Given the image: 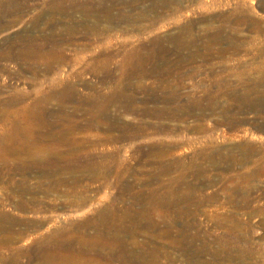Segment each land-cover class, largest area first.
I'll return each instance as SVG.
<instances>
[{
    "label": "rangeland",
    "instance_id": "374dc122",
    "mask_svg": "<svg viewBox=\"0 0 264 264\" xmlns=\"http://www.w3.org/2000/svg\"><path fill=\"white\" fill-rule=\"evenodd\" d=\"M8 1L0 0V139L13 131L11 124L3 122L1 110L14 114L24 104L58 95L62 99L51 100L47 109L38 111L43 118L29 119L31 128L42 135L44 130L60 131L64 126L75 125L74 133L67 138L83 142L80 154H76L81 158H72L82 164L87 158L95 161L91 169L78 172L54 173L36 167L23 175L0 170V210L21 220V224L13 226L20 233L13 252H31L41 235L54 241L60 232L86 235L88 231L89 235L101 231V212L108 209L123 218V241L132 246V242L136 243L133 248L146 257L145 264H153L150 251L157 252V264H264V102L262 106L252 104L257 98L256 103L264 99V0ZM59 56L62 61L54 64ZM106 64L108 70L103 68ZM240 93L247 95L241 97ZM23 95L28 97L24 100ZM15 98L22 102L10 107L8 101ZM59 102L68 106L64 110L68 117L59 109ZM146 111L154 116H144ZM44 118L48 119L44 122ZM140 124L154 128L133 139L122 136L126 130L121 125ZM161 147L162 156H148ZM227 155H239L241 167L229 159L227 164ZM167 166L168 171H161ZM95 173L99 179L94 178ZM173 191L188 196V205L181 208L185 212L168 226L169 222H161L162 217L172 218L174 210L151 206L152 219L161 223L151 230L142 220L141 201L132 206L134 197L156 192L169 197ZM18 197L35 201L27 210H19L14 205ZM72 201L82 204L71 206ZM92 218L96 219V226L85 228L82 223ZM126 226L131 227L129 231L124 230ZM168 230L171 236L165 232ZM206 242L209 245L205 256L201 247ZM226 251L231 255H224ZM12 257L14 253H7L0 246V264H12ZM17 264L42 263L22 257Z\"/></svg>",
    "mask_w": 264,
    "mask_h": 264
},
{
    "label": "bare ground",
    "instance_id": "6f19581e",
    "mask_svg": "<svg viewBox=\"0 0 264 264\" xmlns=\"http://www.w3.org/2000/svg\"><path fill=\"white\" fill-rule=\"evenodd\" d=\"M8 1V0H7ZM77 1V0H76ZM116 1V0H115ZM119 1V0H118ZM9 2V1H8ZM131 2H132V0H131ZM134 2V1H133ZM56 3V2H55ZM126 3V2H125ZM124 3V4H125ZM18 4V3H17ZM97 4V3H96ZM136 4V3H135ZM2 5V4H1ZM9 5V4H8ZM91 5V4H90ZM93 5V4H92ZM109 6V5H108ZM126 6V5H125ZM124 6V7H125ZM64 7V6H63ZM83 7H84V5H83ZM111 7V6H110ZM112 7H113V5H112ZM9 8H11V7H9ZM110 9V8H109ZM18 10V9H17ZM27 10V9H26ZM80 10V9H79ZM7 11V10H6ZM14 11V10H13ZM111 11H112V9H111ZM110 11V12H111ZM5 12V11H4ZM8 13V12H7ZM6 13V14H7ZM27 13V12H26ZM94 13V12H93ZM104 13V12H103ZM22 14V13H21ZM15 15V14H14ZM17 15V14H16ZM107 15V14H106ZM111 15V14H110ZM106 17V16H105ZM128 17V16H127ZM121 18V17H120ZM123 18V17H122ZM129 18V17H128ZM115 19V18H114ZM124 19V18H123ZM227 19V18H226ZM244 19V18H243ZM250 19V18H249ZM113 20V19H112ZM126 20V19H125ZM238 20V19H237ZM230 21V20H229ZM234 21V20H233ZM248 22H249V20H248ZM233 23V22H232ZM243 23V22H242ZM240 24V23H239ZM245 24V23H244ZM188 26V25H187ZM238 25H236V27H237ZM223 28H224V26H222ZM228 27V26H227ZM226 27V28H227ZM239 27V26H238ZM180 30V29H179ZM232 30V29H231ZM234 30V29H233ZM188 31H190V30H188ZM204 31V30H203ZM220 31V30H219ZM223 32L222 33H224V30H222ZM230 31V30H229ZM234 31H236V30H234ZM221 32V31H220ZM238 32V31H237ZM261 32V31H260ZM237 34V33H236ZM253 34H256V33H253ZM261 34V33H260ZM212 35V34H211ZM55 36V35H54ZM218 36L219 35H217L216 37L218 38ZM246 36V35H245ZM61 37V36H60ZM234 37V36H233ZM247 37V36H246ZM245 37V38H246ZM190 38V37H189ZM212 38H214V37H212ZM227 38H229V37H227ZM248 38V37H247ZM194 39V38H193ZM239 39V38H238ZM244 39V38H243ZM249 39V38H248ZM173 40V39H172ZM213 40V39H212ZM215 40V39H214ZM232 40V42H233V40H234V38H232L231 39ZM239 40H242V39H239ZM239 40H237V42L239 41ZM246 40V39H245ZM244 40V41H245ZM16 41V40H15ZM175 41V40H174ZM217 41H218V39H217ZM221 41V40H220ZM229 41V40H228ZM18 42V41H17ZM27 42V41H26ZM73 42V41H72ZM219 42V41H218ZM235 42V41H234ZM242 42V41H241ZM53 43V42H52ZM69 43V42H68ZM158 43V42H157ZM217 43V42H216ZM221 43V42H220ZM222 43H223V41H222ZM20 44V43H19ZM72 44V43H71ZM215 44V43H214ZM219 44V43H218ZM217 44V45H218ZM234 44V43H233ZM23 45V44H22ZM73 45V44H72ZM161 45V44H160ZM208 45V44H207ZM216 45V46H217ZM222 45V44H221ZM224 45V44H223ZM229 45H231V44H229ZM48 46V45H47ZM212 46V45H211ZM235 46H236V44H235ZM234 46V47H235ZM64 47V46H63ZM186 47V46H185ZM219 47V49H220V46H218ZM223 47V46H222ZM226 47V46H225ZM229 47H231V48H234V47H232V46H229ZM228 47V49L227 50H229L230 51V48ZM148 48V47H147ZM181 48V47H180ZM200 48V47H199ZM212 48V47H211ZM227 48V47H226ZM234 49H237L236 47L234 48ZM234 49H233V51H234ZM51 50H52V48H51ZM164 50H165V48H164ZM239 50V49H238ZM11 51V50H10ZM20 51V50H19ZM22 51V50H21ZM46 51V50H45ZM53 51V50H52ZM55 51V50H54ZM209 51V50H208ZM212 51V50H211ZM236 51V50H235ZM263 51V50H262ZM18 52V51H17ZM16 52V54H18L19 55V53H17ZM23 52V51H22ZM44 52V51H43ZM50 52V51H49ZM223 52H224V48H223ZM227 52V51H226ZM241 52V51H240ZM259 52V51H258ZM21 53V52H20ZM33 53V52H32ZM31 53V54H32ZM45 53V52H44ZM48 53V52H47ZM51 53V52H50ZM55 53V52H54ZM57 53V52H56ZM160 53V52H159ZM209 53V52H208ZM225 53V52H224ZM230 53V52H229ZM237 53H239V52H236V54ZM12 54V53H11ZM10 54V55H11ZM15 54V55H16ZM46 54V53H45ZM53 54V53H52ZM218 54V56L217 57H219V52L217 53ZM227 54H228V52H227ZM232 54V53H231ZM234 54V53H233ZM7 55V54H6ZM6 55H5V57H6ZM8 55H9V53H8ZM14 55V56H15ZM27 55V54H26ZM29 55H30V53H29ZM48 55V54H47ZM57 55V54H56ZM56 55H54V56H56ZM204 55V54H203ZM230 55V54H229ZM239 55V54H238ZM260 55V54H259ZM22 56V55H21ZM51 56V55H50ZM53 56V55H52ZM211 56V55H210ZM223 56V55H222ZM226 56V55H225ZM225 56H223V57H225ZM228 56V55H227ZM234 56V55H233ZM139 57V56H138ZM232 57V56H231ZM2 58H4V57H2ZM15 58V57H14ZM56 58V61L54 62V64H57V63H59L60 64V62L62 61L61 60V57L59 56V57H55ZM147 58V57H146ZM220 58V57H219ZM228 58V57H227ZM233 58V57H232ZM7 59H9L10 60V58H7ZM12 59H13V57H12ZM47 59V58H46ZM159 59V58H158ZM222 59V58H221ZM237 59V58H236ZM263 59H264V57H263ZM4 60V59H3ZM38 60V59H37ZM51 60V59H50ZM53 60V59H52ZM44 61V60H43ZM150 61V60H149ZM47 62V61H46ZM106 63H107V61H106ZM226 63V62H225ZM53 64V63H52ZM111 64V63H110ZM146 64V63H145ZM255 64H256V62H255ZM48 65V64H47ZM43 66V65H42ZM51 66V65H50ZM246 66V65H245ZM251 66V65H250ZM253 66V65H252ZM258 66V65H257ZM48 67V66H47ZM98 67V66H97ZM124 67H125V65H124ZM104 69H106V70H108L107 68V64L106 65H104V67H103ZM244 68H246V67H244ZM259 68V67H258ZM3 69V68H2ZM103 69V70H104ZM225 69V68H224ZM257 69V68H256ZM48 70V69H47ZM98 70V69H97ZM103 70H101L102 72H103ZM226 70V69H225ZM236 70V69H235ZM246 70V69H245ZM245 70L243 71L244 73H245ZM96 71V70H95ZM99 71H100V69H99ZM251 71V70H250ZM8 72V71H7ZM97 72V71H96ZM102 72H99L100 74L99 75H101V73ZM223 72H225V71H223ZM248 72V71H247ZM9 73V72H8ZM93 73V72H92ZM107 73V72H106ZM111 73V72H110ZM240 72H238V74H239ZM217 74V73H216ZM257 74V73H256ZM47 75V74H46ZM235 75H237V72H236V74ZM240 75V74H239ZM138 76V75H137ZM215 76V75H214ZM243 76H245L244 74H243ZM243 76H242V78H243ZM110 77V76H109ZM235 78H236V76H234ZM250 77H253L252 75H251V73H250ZM255 77H256V75H255ZM258 77V76H257ZM260 77H261V75H260ZM241 78V77H240ZM241 78V79H242ZM259 78V77H258ZM237 79V78H236ZM245 79V78H244ZM250 79V78H249ZM252 79V78H251ZM260 79V78H259ZM259 79H258V81H259ZM243 80V79H242ZM241 80V81H242ZM246 80V79H245ZM254 80V79H253ZM262 80V79H261ZM221 81V80H220ZM255 81H256V79H255ZM216 82V81H215ZM228 82V81H227ZM230 82V81H229ZM231 82H232V80H231ZM239 82V81H238ZM249 82H251V81H249ZM240 83V82H239ZM243 83V82H242ZM260 83V82H259ZM258 82H257V84H259ZM227 84V83H226ZM250 84V83H249ZM249 84H247L248 86H249ZM251 84H252V82H251ZM233 85V84H232ZM240 85V84H239ZM247 85L245 86V87H247ZM252 85H255V84H252ZM72 86V85H71ZM139 86V85H138ZM161 86V85H160ZM219 86V85H218ZM86 87V86H85ZM89 87V86H88ZM147 87V86H146ZM233 87V86H232ZM243 87V86H242ZM245 87H243V88H245ZM250 87V86H249ZM255 87V86H254ZM224 88V87H223ZM231 88V87H230ZM251 88L252 87H250L249 88V90L250 91H252V95H253V90H251ZM260 88V87H259ZM68 89H69V87H68ZM219 89H220V87H219ZM255 89V88H254ZM62 90H64V89H62ZM138 90V89H137ZM136 90V91H137ZM227 90V89H226ZM239 90H241V89H239ZM246 90V89H245ZM258 90V89H257ZM256 90V91H257ZM263 90V89H262ZM68 91H70V90H68ZM76 91V90H75ZM135 91V90H134ZM135 91V92H136ZM139 91V90H138ZM137 91V92H138ZM233 91V90H232ZM247 91V90H246ZM249 91V92H250ZM264 91V90H263ZM71 92V91H70ZM223 92V91H222ZM241 92V91H240ZM54 93V92H53ZM57 93V92H56ZM55 93V94H56ZM76 93V92H75ZM236 93V92H235ZM242 93H243V91H242ZM244 93H245V91H244ZM247 93V92H246ZM255 93V92H254ZM67 94V93H66ZM118 94V93H117ZM210 94V93H209ZM219 94V93H218ZM224 94V93H223ZM226 94V93H225ZM241 94V93H240ZM250 94V93H249ZM250 94V95H251ZM260 94H261V92H260ZM264 94V93H263ZM72 95V94H71ZM76 95V94H75ZM246 95L247 94H244V95H242L241 94V97H246ZM258 95V94H257ZM25 95H23V97L21 96V98L22 99H26L27 97H28V95L26 96V97H24ZM73 96V95H72ZM178 96V95H177ZM214 96H216V95H214ZM213 96V97H214ZM249 96V95H248ZM46 97V96H45ZM48 97H49V95H48ZM48 97H46V98H44V99H42V100H40V101H37V102H34V103H27V104H24L23 106H21L20 108H19V110L16 112V113H14L13 114V112H11L10 110L8 111H5V110H1V111H3L2 113H1V116H2V119H3V122H6V123H9V124H11V126H12V129H13V131L8 135V136H6V137H3V138H1L0 139V170L2 171V172H21V173H23V175H24V173L25 172H27V171H29V170H31L32 168H36V167H41V168H43V170L44 171H52V172H57V171H69V172H78V171H80V170H84V169H88V168H90V167H93L94 165H95V161H93L92 159L89 161V159L87 160L86 159V161H85V163H81L78 159H74V158H72L73 156H75L77 153L78 154H80L79 152H80V150H81V145H82V143L81 142H83V141H81V142H78V138H74V139H69V138H67V136H68V134H72V132L74 131L73 130V127L75 126H67V128H66V126H64L62 123H61V121H60V123L65 127L64 129H62V130H60V131H56L55 129H54V131L53 130H49V131H47L46 132V130H44V132H43V134L41 135V134H36V130H33L32 128H31V123H29V119H31V120H33L32 118L33 117H42L43 115H41V114H39V110L40 109H43V107H44V109H47V102H49V101H51V100H54V99H56V98H58V99H62L61 97H58V95H57V97H56V95H50V97L48 98ZM63 97V96H62ZM229 97V96H228ZM237 97H239V96H237ZM237 97H235L236 99H237ZM264 97V96H263ZM71 98V97H70ZM75 98V97H74ZM73 98V99H74ZM77 98V97H76ZM79 98V97H78ZM124 98V97H123ZM212 98V97H211ZM219 98V97H218ZM235 98H234V100H235ZM248 98V97H247ZM178 99V98H177ZM241 99V98H240ZM240 99H238L239 101H240ZM244 100H246L245 98H243ZM251 99H253L252 97H251ZM258 99V98H257ZM256 99V100H257ZM259 99H260V97H259ZM66 100V99H65ZM68 100V99H67ZM76 100H78V99H75V101ZM84 100V99H83ZM96 100V99H95ZM233 100V101H234ZM242 100V99H241ZM256 100H253V101H255V103H252V104H261L262 102H264V99H263V101H261L260 102V100L258 101V103H256L257 101ZM63 101V100H62ZM68 101H70V100H68ZM74 101V100H73ZM81 101V100H80ZM129 101V100H128ZM222 101V100H221ZM229 101V100H228ZM236 101V100H235ZM21 102H22V100H21ZM20 102V103H21ZM52 102V101H51ZM71 102H72V100H71ZM94 101H92V103H93ZM100 102V101H99ZM210 102H212V101H210ZM19 102H18V99L17 98H15V99H10L9 101H8V105L11 107V106H16V105H18V104H20ZM55 103V102H54ZM78 103V102H77ZM76 103V104H77ZM89 103V102H88ZM91 103V102H90ZM91 103V104H92ZM97 103H98V101H97ZM111 103H112V101H111ZM110 103V104H111ZM144 103V102H143ZM147 103V102H146ZM208 103V102H207ZM228 103V102H227ZM235 103V102H234ZM248 103V102H247ZM50 104V103H49ZM63 104V105H62ZM73 104H74V102H73ZM73 104H71V106L73 105ZM110 104H109V106H110ZM231 104V103H230ZM69 105V104H68ZM124 105V104H123ZM131 105H133V104H131ZM249 105H250V101H249ZM70 105H69V107H71ZM74 106H76V105H74ZM84 106V105H83ZM88 105H86V107H87ZM92 106V105H91ZM103 106V105H102ZM106 106V105H105ZM113 106H114V104H113ZM112 106V107H113ZM215 106V105H214ZM235 106V105H234ZM233 106V107H234ZM239 106H240V104H239ZM261 106H262V104H261ZM68 107V106H67ZM67 107H65V104L64 103H61V102H59V109H61L62 111H64L65 109H67ZM78 107V106H77ZM79 107H80V105H79ZM81 107H82V105H81ZM81 107H80V109H81ZM116 107V106H115ZM138 107V106H137ZM232 107V106H231ZM236 107V106H235ZM252 107H254V106H252ZM251 107V108H252ZM257 107V106H256ZM76 108V107H75ZM88 108H89V106H88ZM95 108V107H94ZM106 108H108L107 106H106ZM111 108V107H110ZM114 108V107H113ZM204 108V107H203ZM240 108L242 109V107L240 106ZM250 108V109H251ZM257 108H259V107H257ZM261 108V107H260ZM83 109V108H82ZM82 109H81V111H82ZM96 109V108H95ZM133 109H134V106H133ZM148 109V108H147ZM214 109V108H213ZM216 109V108H215ZM232 109V108H231ZM244 109H245V106H244ZM77 109H75V111H76ZM85 110V109H84ZM87 110H89V109H87ZM87 110H86V112H87ZM115 110V109H114ZM130 110V109H129ZM137 110V109H136ZM153 110V109H152ZM160 110V109H159ZM221 110H223L222 108H221ZM238 110V109H237ZM243 110V109H242ZM241 110V111H242ZM253 110V109H252ZM262 110V109H261ZM264 110V109H263ZM262 110V111H263ZM42 111V110H41ZM72 111V110H71ZM109 111V110H108ZM127 111V110H126ZM134 111V110H133ZM233 111H234V108H233ZM235 111H236V109H235ZM246 111V110H245ZM250 111V110H249ZM249 111H247L248 113H249ZM255 111V110H254ZM257 112H258V109L256 110ZM38 112V113H37ZM44 112V111H43ZM74 112V111H73ZM91 112V111H90ZM104 111H102V113H103ZM131 113H132V111H130ZM160 112V111H159ZM252 112V111H251ZM250 112V113H251ZM64 113L66 114L67 113V111L65 112L64 111ZM63 113V114H64ZM69 113V112H68ZM76 113H78V111L77 112H75V115H77ZM82 113V112H81ZM92 113V112H91ZM100 113V112H99ZM138 113V112H137ZM192 113V112H191ZM253 113V112H252ZM256 113V112H255ZM44 114V113H43ZM47 114V113H46ZM86 114V113H85ZM88 114V113H87ZM93 114V113H92ZM124 114V113H123ZM133 114V113H132ZM202 114V113H201ZM246 114V113H245ZM257 114V113H256ZM258 114H261V113H258ZM262 114H264L263 112H262ZM261 114V115H262ZM69 115H70V113H69ZM73 115H74V113H73ZM82 115V114H81ZM102 115V114H101ZM143 115L144 116H147V115H149V116H154V114H152V112L149 114L147 111L146 112H144L143 113ZM157 115V114H156ZM162 115V114H161ZM166 115H168V114H166ZM195 115V114H194ZM227 115V114H226ZM252 115V114H251ZM46 116V115H45ZM61 116V115H60ZM71 116V115H70ZM114 116V115H113ZM112 116V117H113ZM139 116V115H138ZM163 116H164V114H163ZM169 116V115H168ZM180 116V115H179ZM228 116V115H227ZM47 117H49V116H47ZM66 117H68V115L66 114ZM72 117H74V116H72ZM105 117V116H104ZM157 117V116H156ZM155 117V118H156ZM186 117V116H185ZM245 116H243V118H244ZM257 117V116H256ZM43 118V117H42ZM63 118V117H62ZM69 118H71V117H69ZM69 118H67V120H69ZM142 118V117H141ZM144 118V117H143ZM142 118V119H143ZM200 118V117H199ZM207 118V117H206ZM230 118V117H229ZM35 119V118H34ZM36 119H39V118H36ZM45 120H44V122L48 119H46V118H44ZM87 119V118H86ZM88 119H90V117L88 118ZM97 119H98V117H97ZM106 119H108V118H106ZM114 119V118H113ZM153 119V118H152ZM158 119V118H157ZM246 119V118H245ZM30 120V121H31ZM52 120V119H51ZM61 120V119H60ZM65 120V119H64ZM70 120H72V119H70ZM104 120V119H103ZM201 120V119H200ZM207 120H208V118H207ZM220 120V119H219ZM35 121V120H34ZM37 121V120H36ZM38 121H40V120H38ZM54 121V120H53ZM66 121V120H65ZM92 121V120H91ZM159 121V120H158ZM205 121V120H204ZM222 121H223V119H222ZM229 121V120H228ZM246 121V120H245ZM44 122H41V123H44ZM49 122V121H48ZM63 122V121H62ZM70 122V121H69ZM80 122V121H79ZM98 122V121H97ZM240 122H242V121H240ZM248 122V121H247ZM35 123V122H34ZM59 123V122H58ZM63 123H66V122H63ZM84 123V122H83ZM93 123V122H92ZM102 123V122H101ZM237 123H239V122H237ZM45 124V123H44ZM43 124V125H44ZM48 124V123H47ZM47 124H45V125H47ZM50 124H51V122H50ZM53 124V123H52ZM51 124V125H52ZM66 124H69V123H66ZM72 124V123H71ZM76 124V123H75ZM93 124H95V123H93ZM106 124V123H105ZM104 124V125H105ZM122 124V123H121ZM124 124V123H123ZM122 124V125H123ZM134 124V123H133ZM139 124V123H138ZM144 124V123H143ZM41 125V124H40ZM39 125V126H40ZM50 125V126H51ZM55 125V124H54ZM53 125V126H54ZM70 125V124H69ZM110 125H112V124H110ZM121 125V128L123 127V129L124 130H126V131H124V132H128V131H131L130 133H128V135L125 133V135H122V136H126V137H128V138H136V137H138V136H143V135H147L148 133H149V130H153V128L152 127H146V126H141V124L140 125H134V126H130V125H124V126H122ZM145 125V124H144ZM233 125H234V122H233ZM236 125V124H235ZM234 125V126H235ZM239 125V124H238ZM244 125V124H243ZM49 126V125H48ZM52 126V127H53ZM88 126V125H87ZM112 126H114V125H112ZM224 126V125H223ZM233 126V127H234ZM33 127V126H32ZM34 127H35V125H34ZM47 127V126H46ZM45 127V128H46ZM62 127V126H61ZM92 127V126H91ZM106 127V126H105ZM109 127V126H108ZM160 127V126H159ZM236 127V126H235ZM35 128H37V127H35ZM40 128V127H39ZM44 128V127H43ZM55 128V127H54ZM98 128V127H97ZM110 128V127H109ZM116 128H117V126H116ZM118 128H119V126H118ZM120 128V129H121ZM156 128H158V126H156L155 127V129ZM48 129H49V127H48ZM78 129V128H77ZM79 129H80V127H79ZM111 129V128H110ZM113 129V128H112ZM115 129V128H114ZM228 129V128H227ZM76 130V129H75ZM116 130H118V129H116ZM43 131V130H42ZM41 131V132H42ZM109 131V130H108ZM115 131V130H114ZM121 131H123L122 129H121ZM111 132V131H110ZM113 132V131H112ZM74 133V132H73ZM114 133V132H113ZM120 133V132H119ZM118 134V133H117ZM93 135V134H92ZM116 135V134H115ZM121 135V134H120ZM76 136V135H75ZM101 136V135H100ZM69 137H72L73 138V136H69ZM107 137V136H106ZM109 137V136H108ZM87 138V137H86ZM90 138V137H89ZM100 138H102V137H100ZM122 138H124V137H121V139ZM99 138H97V140H98ZM112 139V138H111ZM116 139V138H115ZM119 139H120V137H119ZM77 140V141H76ZM82 140V139H81ZM84 140V139H83ZM96 140V139H95ZM96 140V141H97ZM117 140V139H116ZM85 141V140H84ZM91 141V140H90ZM90 141H89V143H90ZM94 141V140H93ZM86 142V141H85ZM84 142V143H85ZM83 143V144H84ZM88 143V144H89ZM100 143H102V142H100ZM86 144V143H85ZM85 144H84V146H85ZM235 144V143H234ZM94 145V144H93ZM88 146H90V145H88ZM97 146V145H96ZM238 146V145H237ZM236 146V147H237ZM241 146V145H240ZM249 147H251L250 145H248ZM235 147V148H236ZM246 147V146H245ZM248 147V148H249ZM256 147H259V146H256ZM66 149L65 151H63L64 149ZM85 148H86V146H85ZM84 148V149H85ZM163 147H161V148H159L158 150H155V151H151V152H149V154H148V156H150V155H152L153 157H154V155H156V156H162V152H163V150H161ZM260 148V147H259ZM262 148V147H261ZM241 149V148H240ZM250 149V148H249ZM257 149H255V151H256ZM264 150V149H263ZM227 151V150H226ZM232 151V150H231ZM259 151V150H258ZM248 152V151H247ZM252 152V151H251ZM82 153V152H81ZM164 153V152H163ZM217 153V152H216ZM218 153H220V152H218ZM259 153V152H258ZM262 153V152H261ZM221 154V153H220ZM231 154V153H230ZM233 154V153H232ZM238 154V153H237ZM252 155H253V153H251ZM250 154V156H252ZM255 154V153H254ZM147 155V154H146ZM240 155V154H239ZM239 155H238V157H239ZM245 155V154H244ZM247 155V154H246ZM256 155V154H255ZM254 155V156H255ZM77 156V158L78 157H80L79 155H76ZM75 156V157H76ZM92 156V155H91ZM212 156V155H211ZM240 156H242V155H240ZM260 156H261V154H260ZM263 156V155H262ZM215 157V156H214ZM227 157H229V158H227ZM227 157H226V160L228 161V159H229V161H231V162H234L235 164H239L240 165V167H241V165L243 164V162L241 161V159L238 161L237 160V158H234L232 155H227ZM247 157H249V156H247ZM258 157H259V155H258ZM81 158V157H80ZM79 158V159H80ZM104 158V157H103ZM240 158V157H239ZM82 159H83V157H82ZM81 159V161H83ZM85 159V158H84ZM206 159V158H205ZM219 159V158H218ZM244 159H245V157H244ZM250 159V158H249ZM256 159H257V157H256ZM19 161V162H16V161ZM217 160V159H216ZM220 160V159H219ZM247 158H246V161L245 160H243V161H245V163L247 162ZM251 160H252V157H251ZM105 160H103L102 162L103 163H105L104 162ZM218 161V160H217ZM222 161V160H221ZM229 161H228V163L225 161V163H227V164H229ZM250 161V160H249ZM255 161H257V160H255ZM87 162V163H86ZM250 164H251V162H249ZM96 164H97V162H96ZM253 164V163H252ZM251 164V165H252ZM231 166H232V164H231ZM243 166H245V165H243ZM248 166V165H247ZM237 167V166H236ZM96 168V167H95ZM232 168V167H231ZM91 169V168H90ZM168 166H167V168H162L161 167V171H163V170H165V171H168ZM204 169V168H203ZM230 169V168H229ZM244 169V168H243ZM98 170V169H97ZM96 170V171H97ZM245 170V169H244ZM248 170H249V168H248ZM255 170V169H254ZM259 170V169H258ZM0 171V172H1ZM94 171V170H93ZM264 171V170H263ZM47 172H46V174H47ZM86 172V171H85ZM88 172V171H87ZM255 172H256V170H255ZM248 173V172H247ZM42 174V173H41ZM246 174V173H245ZM52 175V174H51ZM55 175V174H54ZM93 175H95L94 176V178L95 179H99V174L98 175H96V173L95 174H93ZM251 175V174H250ZM263 175V174H262ZM248 176V175H247ZM101 177V176H100ZM105 177V176H104ZM249 177V176H248ZM104 179V178H103ZM182 180V179H181ZM27 181V180H26ZM22 182V181H21ZM24 182V181H23ZM176 182V181H175ZM184 182V181H183ZM20 184V183H19ZM63 184H65V183H63ZM26 185V184H25ZM181 185V184H180ZM179 185V186H180ZM207 185H209L208 183H207ZM179 186H177V187H179ZM240 186V185H239ZM26 187V186H25ZM24 187V188H25ZM129 186H127V190L128 191H131V189H130V187L128 188ZM75 188H77V187H75ZM240 188H241V186H240ZM133 189V188H132ZM136 189V188H135ZM75 190V189H74ZM73 190V191H74ZM142 190V189H141ZM140 190V191H141ZM159 190V189H158ZM158 190H157V192H158ZM186 190V189H185ZM188 190V189H187ZM192 190V189H191ZM193 190H195V189H193ZM31 191V190H30ZM38 191V190H37ZM43 191V190H42ZM31 192H33V191H31ZM72 192V191H71ZM152 192V191H151ZM157 192L156 193H154V194H151V195H149V196H145V197H140V196H136V197H134V199H133V203H132V206L133 205H137L140 201V203H142L141 205H142V208H140L139 210H141L142 209V212H141V216L143 217L142 218V220L144 219V220H146L147 221V223H148V225H149V227H151V230H152V228L153 229H155V228H158L159 227V225L161 224L160 222H156L155 220H153L152 219V216L151 215H153L152 214V212L150 213V210L152 209V208H150L151 206H153V207H167L168 209L169 208H171V210L173 209L174 211H173V216H171L172 218H170V219H167L165 216H163L162 217V221L161 222H164V224L166 223V222H169V224H168V226H171L170 224H172V223H174L173 222V219H176V218H178L177 216H182L183 215V213L185 212H183V210L181 209L182 207H185L186 205H188V203H189V199H188V196L186 197L184 194H182V195H180L178 192H176V191H173V193L172 194H170V196L168 197V195H166V194H162V195H160V194H158L157 195ZM170 193V192H169ZM168 193V194H169ZM18 194H20V193H18ZM29 194H30V192H29ZM141 194H142V192H141ZM145 194V193H144ZM25 195H27V194H25ZM147 195V194H146ZM190 195V194H189ZM194 195V194H193ZM128 196V195H127ZM143 196V195H142ZM14 197V196H13ZM262 197V196H261ZM249 198V197H248ZM253 198V197H252ZM5 198H3L2 200H4ZM195 199V198H194ZM255 199V198H254ZM124 200V199H123ZM128 200H130V199H128ZM127 200V201H128ZM35 201V200H34ZM33 200H25L24 198H22V197H18V198H16L15 199V201H14V205H15V207H16V209H19V210H27L28 208H29V205L30 204H32L33 205V202H34ZM245 201V200H244ZM259 201V200H258ZM262 201V200H261ZM131 202V201H130ZM255 202V201H254ZM140 203H139V205H140ZM248 203V202H247ZM258 203V202H257ZM82 203H75V202H71L69 205H71V206H80ZM193 204V203H192ZM241 204V203H240ZM254 204V203H253ZM1 205H4V203L3 204H1ZM128 205V204H127ZM239 205V204H238ZM252 205V204H251ZM245 206V205H244ZM2 207V206H1ZM66 207H68V206H66ZM123 207V206H122ZM128 207V206H127ZM189 207H190V205H189ZM239 207V206H238ZM252 207V206H251ZM257 207V206H256ZM130 208L131 207H129V208H127V212L128 211H130ZM126 209V208H125ZM251 209V208H250ZM258 209V208H257ZM170 210V211H171ZM240 210V209H239ZM124 211V210H123ZM160 211V210H159ZM252 211V210H251ZM119 212H120V210H119ZM169 212V211H168ZM187 212V211H186ZM189 212V211H188ZM257 212V211H256ZM262 212V211H261ZM22 213V212H21ZM118 213V212H117ZM117 213L116 212H113V211H110V210H104V211H102L101 212V224L102 225H100V226H102V229H101V227H99V229H101V231H97L96 230V232L95 233H93V234H89V235H87V233H88V231L86 232V231H83L84 233L86 232V235L85 234H78V235H67L66 233V235H64L62 232H60V233H57V235L56 236H58V238L56 237L55 239L56 240H51V239H49L48 237H46V236H44V235H41V237H40V241L37 243V246L36 247H34L32 250H31V252H13V250H14V245H15V243H16V240H18L17 238L19 237V235H20V233L19 232H16L17 230H15L14 231V229H13V226L14 225H18L19 223L21 224V220H18L17 218H15V217H12L11 215H9L7 212H5V211H1L0 210V246H2V248H5V251L7 252V253H14V257H12V264H17L18 263V261H20L21 260V258L22 257H27V258H29V260L30 261H33V260H35V261H37L38 263L40 262V263H42V264H145V258L146 257H144L143 255H141L140 253H138L136 250H134V248H136L135 247V245H136V243H133L132 242V244H133V246L131 245V243H125L124 241H123V238H122V236H121V232L123 231V226H121L120 225V222H121V220L123 219L122 217H119L118 215H117ZM165 213V212H164ZM249 213H251V212H249ZM119 214V213H118ZM124 214V213H123ZM129 214V213H128ZM127 214V215H128ZM170 214V213H169ZM261 214V213H260ZM164 215V214H163ZM167 216V215H166ZM252 217V216H251ZM139 218V217H138ZM181 218V217H180ZM250 218V217H249ZM127 219V218H126ZM230 219V218H229ZM141 220V219H140ZM143 220V221H144ZM168 220V221H167ZM179 220V219H178ZM242 220H244V219H242ZM28 221V220H27ZM97 221H99V220H97ZM142 221V222H143ZM248 221V220H247ZM95 222H96V219L95 218H92V219H90V220H87V221H85L84 223H82L83 224V226L85 227V228H89L90 229V227L91 226H96V224H95ZM139 222V221H138ZM30 223H31V221H30ZM123 223V222H122ZM125 223V222H124ZM135 223V222H134ZM141 223V222H140ZM250 223H251V221H250ZM253 223V222H252ZM23 224H24V222H23ZM27 224V223H26ZM29 224V223H28ZM32 224H33V221H32ZM34 224H35V222H34ZM38 224H39V222H38ZM37 224V225H38ZM71 225L72 224H74L73 222H71L70 223ZM82 224L80 225V226H82ZM133 224V223H132ZM244 224V223H243ZM25 225V224H24ZM39 225H42V223H40ZM126 225V224H125ZM226 225V224H225ZM241 225H242V223H241ZM252 225V224H251ZM30 226V225H29ZM35 226H36V224H35ZM135 226H138V225H136L135 224ZM167 226V227H168ZM37 227H39V226H37ZM66 227V226H65ZM74 227V226H73ZM139 227V226H138ZM225 227V226H224ZM229 227V226H228ZM236 227V226H235ZM240 227V226H239ZM249 227V226H248ZM254 227V226H253ZM92 228H94V227H92ZM98 227H96V229H97ZM129 228H131V227H128V226H126L125 228H124V230L126 229V231H129ZM141 228V227H140ZM170 229L172 228V227H169ZM174 228V227H173ZM231 228V227H230ZM233 228V227H232ZM231 228V229H232ZM250 228V227H249ZM16 229V228H15ZM31 229V228H30ZM29 229V230H30ZM35 229V228H34ZM60 229V231H61V228H59ZM81 229V228H80ZM234 229V228H233ZM235 229H237V227L235 228ZM248 229V228H247ZM66 230V229H65ZM82 230H84V228L82 227ZM133 230V229H132ZM75 232V231H74ZM168 235H172L171 234V230H168V231H165ZM189 232V231H188ZM232 232V231H231ZM69 233V232H68ZM82 233V232H81ZM234 233V232H233ZM232 233V234H233ZM166 234V235H167ZM179 234V233H178ZM232 234L230 235V236H232ZM182 235V234H181ZM197 235V234H196ZM234 235V234H233ZM174 236V235H173ZM235 236V235H234ZM196 237V236H195ZM185 238V237H184ZM226 238V237H225ZM237 238V237H236ZM235 238V239H236ZM189 239V238H188ZM191 239V238H190ZM196 239H197V237H196ZM229 239H232L233 240V237H230ZM241 239V238H240ZM203 240H205V239H203ZM224 240V239H223ZM237 240H238V238H237ZM236 240V241H237ZM246 240V239H245ZM192 241V240H191ZM207 241V240H206ZM228 241V240H227ZM223 242H226V240H224ZM238 242V241H237ZM194 243V242H193ZM230 243V242H229ZM14 244V245H13ZM173 244V246H174V242L172 243ZM178 244V243H177ZM176 244V245H177ZM190 244H191V242H190ZM207 242H206V245H203L202 247H201V253L202 252H204V254H205V252L207 251ZM232 244V243H231ZM230 244V245H231ZM209 245V244H208ZM227 245V244H226ZM132 246V247H131ZM178 246V245H177ZM134 247V248H133ZM141 247V246H140ZM185 247V246H184ZM193 248V247H192ZM191 248V249H192ZM209 248V247H208ZM215 248V247H214ZM187 249V248H186ZM190 249V250H191ZM210 249V248H209ZM217 249V248H216ZM183 250V249H182ZM195 250V252H196V249H194ZM3 251V250H2ZM187 251V250H186ZM197 251H199V250H197ZM223 251H225V250H223ZM229 251H231L232 252V250H229ZM247 251V250H246ZM162 252V251H161ZM184 252V251H183ZM189 252V251H188ZM187 252V253H188ZM193 252L194 251H192L191 253H192V257L194 256L193 255ZM220 252V251H219ZM218 252V253H219ZM227 252V251H226ZM230 252V253H231ZM198 253V252H197ZM217 253V254H218ZM222 253H225V252H222ZM221 253V254H222ZM233 253V252H232ZM149 256L152 258V263L153 264H157V262H158V254H157V252H155V251H150L149 253ZM163 254V253H162ZM183 254V253H182ZM185 254V253H184ZM199 254V253H198ZM203 254V253H202ZM203 254V255H204ZM208 254H209V251H208ZM216 254V253H215ZM164 255V254H163ZM197 255V254H196ZM200 255V258H201V254H199ZM207 254H205V256H206ZM224 255H229V253L227 252V254H224ZM231 255V254H230ZM229 255V256H230ZM187 256V255H186ZM189 256V255H188ZM214 257V256H213ZM194 258H195V256H194ZM194 258H192V259H194ZM199 258V257H198ZM229 258H232V257H229ZM145 259V260H144ZM190 260H191V258H189ZM196 261V260H195ZM195 261H194V263H195ZM196 263H197V261H196ZM205 262H203V264H204ZM199 264V263H198ZM201 264H202V262H201Z\"/></svg>",
    "mask_w": 264,
    "mask_h": 264
}]
</instances>
